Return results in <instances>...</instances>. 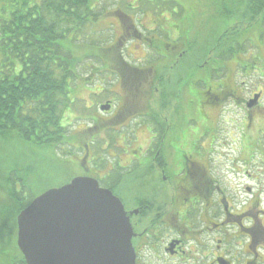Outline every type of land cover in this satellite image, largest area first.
<instances>
[{
	"label": "flooded vegetation",
	"instance_id": "obj_1",
	"mask_svg": "<svg viewBox=\"0 0 264 264\" xmlns=\"http://www.w3.org/2000/svg\"><path fill=\"white\" fill-rule=\"evenodd\" d=\"M172 5L167 14L150 8L156 26L148 33L143 17L115 5L110 65L93 72L110 71L112 80L80 88L78 175L122 201L135 264H264V161L254 160L246 139L264 121V72L255 53L245 56L255 28L239 24L249 19L241 10L220 32L231 31L232 53L218 47L219 33L199 54L188 35L190 6ZM132 43H141L142 56ZM107 87L103 102L92 99Z\"/></svg>",
	"mask_w": 264,
	"mask_h": 264
},
{
	"label": "trees",
	"instance_id": "obj_2",
	"mask_svg": "<svg viewBox=\"0 0 264 264\" xmlns=\"http://www.w3.org/2000/svg\"><path fill=\"white\" fill-rule=\"evenodd\" d=\"M98 1L0 0V53L7 54L6 61L11 65L5 72L0 71V130L16 131L22 139L39 145L67 143L69 129L62 121L70 108L69 80L76 78L69 64L76 67L81 62L67 52L64 40L73 35L70 41L82 47L77 38L85 34L90 18L98 16L91 11L99 5ZM218 2V12L226 13L225 17L237 16L239 20L244 10L249 19L239 24L255 26L264 22V0ZM229 34L231 31L227 30L218 37V47L231 50L227 55L232 53L234 43L232 40L227 44ZM109 52L110 49H103L101 57L93 53L89 56L100 59L102 65H110ZM14 58L21 62L18 70ZM35 196L25 199L15 191L12 194L13 211L9 217L17 251L13 264H27L17 245V215Z\"/></svg>",
	"mask_w": 264,
	"mask_h": 264
},
{
	"label": "rangeland",
	"instance_id": "obj_3",
	"mask_svg": "<svg viewBox=\"0 0 264 264\" xmlns=\"http://www.w3.org/2000/svg\"><path fill=\"white\" fill-rule=\"evenodd\" d=\"M118 1L124 5V9L130 12V15H133L134 19L136 16L143 17L142 21L147 27L143 28V30L147 33L149 32L148 28L151 29L156 26L154 15L149 13L150 8L157 10L160 14L161 12L167 14L173 13V3H187L190 6L187 13L188 21H190L188 35L191 39H194L195 49L199 54L204 53L212 45L214 37L216 38L230 23L238 19L237 16L225 17L226 13L219 14L218 9L221 5L218 2L219 0H99L97 2L99 5L92 8L91 11L98 16L90 18V25L83 32L85 34L77 38L78 41H82V47L70 41L74 37L73 35L67 36L64 40L68 48L67 52L71 54L72 58L81 62L76 67L69 64L76 78L69 80V107L72 110L66 112L68 119L62 121L64 125H68L69 129L70 138L67 143L59 146L52 144L39 145L22 139L16 131L0 130V264H13L12 261L17 257L13 221L9 217L13 211L11 208L13 191L17 192L20 198L28 199L29 196H38L50 188L60 187L74 177L79 176L80 166L76 155L80 156V153L75 151L76 149L74 146L72 147V144L78 143L83 137V132L79 130L80 127L86 125L83 121H78L77 118L79 115L77 114L79 113L78 106H80V88L85 82L92 81L91 79L95 81L100 78L112 80V77H108L111 75L110 71L108 73L104 72L105 76L103 74L97 76L95 75L96 73H93L101 68L102 61L97 58L99 62L92 55L89 56V54L93 53L101 57L103 49H110L116 29L114 10ZM138 1L141 2V5L136 9H127L125 6V3H132L136 6ZM151 2H154L155 6L150 5ZM156 3H160L164 7L158 8ZM144 8H147L148 15L142 13ZM182 13L185 14L184 12ZM158 16L159 13L156 17ZM183 23H186V19L183 20ZM253 28H255V31H251L245 37V39L247 38L245 41L247 55L245 56L248 58V55L255 53L257 58L255 61L256 63L258 61L257 65L261 66L264 72V22L256 24ZM157 35L159 36L158 32ZM250 37L252 38L251 45L248 40ZM133 45L134 43L131 44L130 50L134 52V55L142 56L144 50L141 48V43H138L139 46L136 47ZM6 55L2 52L0 53L1 73L11 67L6 61ZM8 55L10 56V54ZM251 60L252 57H249V61ZM14 61L18 70L21 67V62L16 58H14ZM232 64H235V62ZM74 81L76 82L75 84ZM88 90L92 92L94 88L89 86ZM109 91V87L103 90L100 88L97 90L99 93L91 97L95 101L103 102L109 97ZM262 115L264 116V112H262ZM261 126L260 135L256 134L255 131L246 133L249 145L253 151L255 150L253 156L257 162L264 161V121L261 122ZM249 133H251L250 137L248 136ZM69 151L72 154H69ZM262 201L264 206V195L262 196Z\"/></svg>",
	"mask_w": 264,
	"mask_h": 264
},
{
	"label": "water",
	"instance_id": "obj_4",
	"mask_svg": "<svg viewBox=\"0 0 264 264\" xmlns=\"http://www.w3.org/2000/svg\"><path fill=\"white\" fill-rule=\"evenodd\" d=\"M17 225L27 264H135L123 203L92 177L76 176L36 196Z\"/></svg>",
	"mask_w": 264,
	"mask_h": 264
},
{
	"label": "bare ground",
	"instance_id": "obj_5",
	"mask_svg": "<svg viewBox=\"0 0 264 264\" xmlns=\"http://www.w3.org/2000/svg\"><path fill=\"white\" fill-rule=\"evenodd\" d=\"M68 153H69V154H72V152H71V151H69Z\"/></svg>",
	"mask_w": 264,
	"mask_h": 264
}]
</instances>
